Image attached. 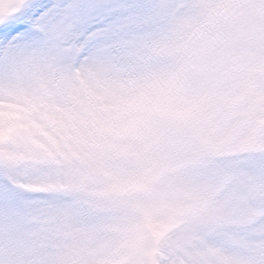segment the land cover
I'll return each mask as SVG.
<instances>
[{"label": "snow or ice", "instance_id": "1", "mask_svg": "<svg viewBox=\"0 0 264 264\" xmlns=\"http://www.w3.org/2000/svg\"><path fill=\"white\" fill-rule=\"evenodd\" d=\"M194 13L210 42L243 52V155L219 162L232 195L206 221L200 244L178 241L166 264H264V0H0V240L32 264L60 230L95 231L108 209L78 194L63 153L40 144L38 118L92 104L147 76L166 47L161 32ZM58 98L63 104L58 103ZM36 146L34 151H25ZM150 255V253H145ZM0 264H24L6 259ZM64 264H72V258ZM103 264H136L132 253Z\"/></svg>", "mask_w": 264, "mask_h": 264}, {"label": "clouds", "instance_id": "2", "mask_svg": "<svg viewBox=\"0 0 264 264\" xmlns=\"http://www.w3.org/2000/svg\"><path fill=\"white\" fill-rule=\"evenodd\" d=\"M161 39L166 47L147 76L119 86L88 113L66 106L53 114L55 124L37 119V139L67 157L78 194L108 209L98 230L58 231L43 250L49 264L69 257L103 264L129 252L136 264H166L178 241L200 244L207 219L232 195L220 183L219 162L243 155L241 113L249 101L236 58L244 53L213 45L194 13H179ZM253 92V100L264 97V76ZM6 259L32 264L33 257L0 240V262Z\"/></svg>", "mask_w": 264, "mask_h": 264}]
</instances>
